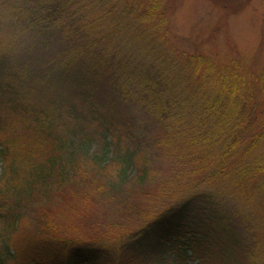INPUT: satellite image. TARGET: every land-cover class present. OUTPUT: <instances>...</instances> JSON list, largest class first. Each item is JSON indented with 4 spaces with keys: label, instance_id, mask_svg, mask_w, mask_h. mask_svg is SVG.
Instances as JSON below:
<instances>
[{
    "label": "trees",
    "instance_id": "16d2710c",
    "mask_svg": "<svg viewBox=\"0 0 264 264\" xmlns=\"http://www.w3.org/2000/svg\"><path fill=\"white\" fill-rule=\"evenodd\" d=\"M17 1L13 18L27 34V71L0 77V109L27 120L36 138L30 156L38 152L39 162L23 190L3 188L11 203L0 235L8 240L23 212L35 213L33 253L23 264H154L171 249L165 238L177 263L192 255L198 264H264V69L256 74L237 61L177 54L156 0ZM34 74L38 84L23 81ZM136 104L161 125L165 145L181 146L175 154L178 173L187 175L184 194L121 237L106 230L66 239L54 215L57 192L81 186L89 193V183L97 198L129 196L128 169L138 166L140 152L129 118ZM100 135V152L90 153ZM73 141V151L98 170L116 161L117 176L98 182L72 164L65 149ZM6 149L0 140L3 156ZM136 169L134 182L142 186L147 170ZM13 257L0 251V264Z\"/></svg>",
    "mask_w": 264,
    "mask_h": 264
},
{
    "label": "rangeland",
    "instance_id": "374dc122",
    "mask_svg": "<svg viewBox=\"0 0 264 264\" xmlns=\"http://www.w3.org/2000/svg\"><path fill=\"white\" fill-rule=\"evenodd\" d=\"M14 1L2 0V5L7 6L13 32L10 40L0 41V77L12 71L17 73L27 71L23 65V53H21L27 41V34L23 35L22 25L13 18L16 14L14 13L16 11ZM140 1L146 4L151 0ZM156 1L166 14L167 40L177 54L202 55L218 65L227 64L232 60L237 61L241 67L250 68L256 74L264 69V0ZM16 3L22 4L21 0ZM38 78L34 74L32 77L23 78V81L28 85H34ZM42 85L45 86L43 81ZM262 88L264 89V83ZM73 101L78 105L77 98ZM142 108L138 104L134 105L129 115L137 136L136 145L140 147L136 160L138 166L135 165L128 169L130 180L125 185V192L129 196L121 199L115 195L107 197L100 194L101 198L98 197V199L96 196L99 193L94 192L95 185L89 186V183H86L89 193L85 192L81 186L79 188L69 186L57 192L54 199L59 204L57 209L53 208L58 215H54L66 239H82L93 235L94 232L100 235L106 230L109 231L111 238L121 237L124 233L148 221L175 195L184 194L181 190L186 186L184 183L187 175L178 173L181 171L180 161L175 154L179 153L181 146L176 142L165 145L163 141L165 133L161 125L153 121L149 114L143 112ZM0 119H2L0 140L7 147L6 157L0 153V199L2 198L0 201V232L5 234L7 231L3 228L5 224L2 222L11 202L9 198L2 196L5 194L3 188H9L10 191L23 190L25 177L38 165L39 153L30 156L34 150L36 138L34 131L29 129L27 120H20L19 116L10 113L7 109H0ZM116 119L114 118L115 121L119 120ZM116 124L121 127L120 123ZM87 127L89 129L95 127L101 131V126L97 123H89ZM122 134L121 138L124 141L126 136ZM102 135L108 137L105 141L109 140V133L105 134L102 131ZM102 135L94 137L95 140L89 147L90 153L100 152L103 145ZM155 142H161L162 145L155 146ZM72 144L75 147L70 144L72 148L67 147L65 152L72 151L69 154L73 156L64 154L65 152L62 154L65 166L70 156L74 158L71 160L72 164L80 170L86 169L90 176L93 173L96 174V178H99L98 182L104 179L113 180L117 176L119 164L116 161L98 170L87 156L73 151L78 147L75 141ZM137 167L147 170L142 186H137L134 182L139 173ZM181 175L186 177L183 178ZM24 212L7 236L8 240L4 241L5 238L0 235V251L5 254V249H7L14 256L7 261V264H23V255L33 253L31 241L38 231L35 224L36 217L33 211ZM165 241L171 249H167L162 259L154 264H198L192 255L184 262H175L176 252L172 248L173 245L166 238ZM125 263L129 264V262Z\"/></svg>",
    "mask_w": 264,
    "mask_h": 264
},
{
    "label": "clouds",
    "instance_id": "9594fccd",
    "mask_svg": "<svg viewBox=\"0 0 264 264\" xmlns=\"http://www.w3.org/2000/svg\"><path fill=\"white\" fill-rule=\"evenodd\" d=\"M0 41H7L12 38L13 28L10 24V17L8 15V10L6 5H2V0H0Z\"/></svg>",
    "mask_w": 264,
    "mask_h": 264
}]
</instances>
